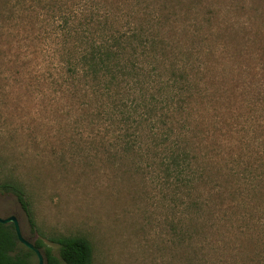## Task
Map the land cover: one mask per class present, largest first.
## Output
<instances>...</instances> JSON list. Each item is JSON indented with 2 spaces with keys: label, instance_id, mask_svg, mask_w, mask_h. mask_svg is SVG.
Here are the masks:
<instances>
[{
  "label": "rangeland",
  "instance_id": "374dc122",
  "mask_svg": "<svg viewBox=\"0 0 264 264\" xmlns=\"http://www.w3.org/2000/svg\"><path fill=\"white\" fill-rule=\"evenodd\" d=\"M113 32L129 74L73 79ZM11 215L56 253L87 237L93 264H264V0H0Z\"/></svg>",
  "mask_w": 264,
  "mask_h": 264
},
{
  "label": "trees",
  "instance_id": "16d2710c",
  "mask_svg": "<svg viewBox=\"0 0 264 264\" xmlns=\"http://www.w3.org/2000/svg\"><path fill=\"white\" fill-rule=\"evenodd\" d=\"M67 16L64 15L61 22L65 25L70 23V17L65 20ZM64 20V21H63ZM133 32V31H132ZM135 32H133V35ZM129 36L130 33L116 34L113 32L109 34L105 41L95 42L91 50H85L82 59L79 63L73 64L71 67L67 66V71L70 76L75 79L76 75L81 72L84 76L90 77L94 80L105 79V87H110L119 77L125 78L129 74L127 60L131 58L125 57L124 46L120 45L122 36ZM136 36V35H135ZM128 73V74H127ZM111 83H109V81ZM93 81V80H92ZM98 85L97 81L95 84ZM135 103V102H133ZM126 105V104H125ZM124 105V106H125ZM133 105L132 103L129 105ZM124 113H127L124 110ZM131 111L127 113V118L132 119ZM175 156L171 160L173 165H176L179 174L185 177L189 163L187 162L189 154L185 151L174 152ZM188 156V157H187ZM190 180V179H189ZM19 200L24 209L27 211L32 224L34 225L33 216L24 193L18 191ZM52 241L58 245V253L54 248L46 245L42 239H37L35 244L40 248L45 257V264H93L94 252L91 241L81 235H58L52 237ZM19 238L15 229L14 223L0 222V264H32L30 261L31 255L36 253L28 248L27 252L20 254L17 252Z\"/></svg>",
  "mask_w": 264,
  "mask_h": 264
},
{
  "label": "water",
  "instance_id": "95a60500",
  "mask_svg": "<svg viewBox=\"0 0 264 264\" xmlns=\"http://www.w3.org/2000/svg\"><path fill=\"white\" fill-rule=\"evenodd\" d=\"M0 222L5 223V224L14 223L19 241L23 243L24 245H26L28 248L32 249L36 253V255L38 256V260H39L38 264H45V257H44L42 250L38 248L34 242H31L30 240L24 237L17 216L15 215H11L8 217L0 216Z\"/></svg>",
  "mask_w": 264,
  "mask_h": 264
}]
</instances>
